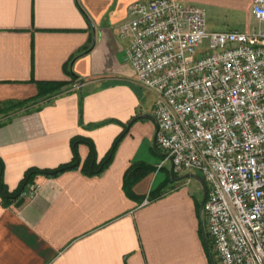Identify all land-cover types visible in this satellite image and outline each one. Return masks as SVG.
I'll return each instance as SVG.
<instances>
[{"label": "crops", "instance_id": "1", "mask_svg": "<svg viewBox=\"0 0 264 264\" xmlns=\"http://www.w3.org/2000/svg\"><path fill=\"white\" fill-rule=\"evenodd\" d=\"M133 1L0 0V112L40 96L0 125L6 186L29 167L71 160L78 136L99 161L125 131L100 174L80 170L89 154L80 142L79 168L38 175L35 194L9 206L0 199V264H218L203 234L202 185L173 176L168 160L157 168L154 94L135 82L118 34ZM178 1L253 18V0ZM133 163L150 168L132 187L140 199L123 188ZM152 189L162 191L149 199Z\"/></svg>", "mask_w": 264, "mask_h": 264}, {"label": "built area", "instance_id": "2", "mask_svg": "<svg viewBox=\"0 0 264 264\" xmlns=\"http://www.w3.org/2000/svg\"><path fill=\"white\" fill-rule=\"evenodd\" d=\"M251 15L248 31H210L199 6L136 0L118 30L135 82L154 94L157 168L168 160L206 184L202 214L218 264H264V0Z\"/></svg>", "mask_w": 264, "mask_h": 264}, {"label": "trees", "instance_id": "3", "mask_svg": "<svg viewBox=\"0 0 264 264\" xmlns=\"http://www.w3.org/2000/svg\"><path fill=\"white\" fill-rule=\"evenodd\" d=\"M88 49H89V47L86 48V50H88ZM74 57H76V56H74ZM38 97H40V96L22 100V101L18 102L17 104H15L10 109L1 111L0 112V125L4 123V119H7L9 114L14 113V112L22 109L23 107L27 106L28 103L36 101L38 99ZM124 133H125V131H122L117 136V138L112 143V145H111L108 153L106 154V156L99 161L96 158L95 148L89 139H87L85 137H81V136L73 138L71 141V147H72L71 160H69L68 162H65V163H61L54 168H38V167L27 168L23 174V177L19 181L17 187L13 190H10L5 184V181H4V162H3L2 158L0 157V199H1V204L3 206H9L13 203L19 202L23 198L21 196L22 191H24L26 189V187L29 183L34 182V179L38 175L53 177V176L59 175L62 172L79 168L80 160H79V155L77 152V144L80 142H84V143H87L89 145L88 157L82 163L80 170L86 175L100 174L111 162L113 155L115 153V150H116L121 138L123 137ZM149 171H150L149 167L142 166V165H139L137 163H133L127 168V170L125 171V173L123 175V188H124L127 196L134 198V199H140V197L135 195V193L132 191V187L142 177H144ZM172 175L175 176L174 173H172ZM161 191H162L161 189L150 190L148 198L154 199V198L158 197L160 195ZM142 198L143 197H141V199ZM201 223L203 225V234H204V237L206 238L207 232H206V228H205V224H204L203 219H202Z\"/></svg>", "mask_w": 264, "mask_h": 264}, {"label": "rangeland", "instance_id": "4", "mask_svg": "<svg viewBox=\"0 0 264 264\" xmlns=\"http://www.w3.org/2000/svg\"><path fill=\"white\" fill-rule=\"evenodd\" d=\"M252 7V5H251ZM206 20H207V29L210 31H227L229 29H240L244 30L249 27V30L252 26H254L257 21L254 18L247 17L246 10L236 11V12H216L211 9L206 10ZM207 48L205 45L199 48V51L204 52ZM167 167V164H166ZM164 174L168 175L167 172L163 171ZM188 175L189 177L192 175H200V173L196 170H191L188 172H181L179 176ZM178 176V177H179ZM171 178V176L169 175ZM185 178V177H184ZM190 180L196 183V179L190 178Z\"/></svg>", "mask_w": 264, "mask_h": 264}, {"label": "water", "instance_id": "5", "mask_svg": "<svg viewBox=\"0 0 264 264\" xmlns=\"http://www.w3.org/2000/svg\"><path fill=\"white\" fill-rule=\"evenodd\" d=\"M147 116L150 117L149 115H147ZM153 118H154V117H153ZM170 172L173 173L171 167H170ZM192 177L196 178V179L200 182V184L202 185V189H203V200H202V202H201V204H200V211H201V210H202L203 201H204V199H205V197H206V193H207L206 184H205V182H204L202 176H199V175H192Z\"/></svg>", "mask_w": 264, "mask_h": 264}]
</instances>
